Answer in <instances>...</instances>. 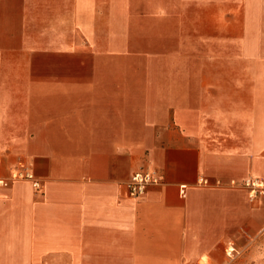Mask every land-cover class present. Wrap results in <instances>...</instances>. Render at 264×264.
I'll use <instances>...</instances> for the list:
<instances>
[{
	"label": "crops",
	"instance_id": "1",
	"mask_svg": "<svg viewBox=\"0 0 264 264\" xmlns=\"http://www.w3.org/2000/svg\"><path fill=\"white\" fill-rule=\"evenodd\" d=\"M18 165L40 188H0V264H264V0H0Z\"/></svg>",
	"mask_w": 264,
	"mask_h": 264
},
{
	"label": "built area",
	"instance_id": "2",
	"mask_svg": "<svg viewBox=\"0 0 264 264\" xmlns=\"http://www.w3.org/2000/svg\"><path fill=\"white\" fill-rule=\"evenodd\" d=\"M29 179L32 180V185L35 189L40 188L39 181L36 180L32 173H30L27 168L23 165H19L14 168L10 173L9 179L0 178V188H5L8 186L9 180H20ZM161 183L159 176L152 170H142L135 172L131 175L130 179L125 183V189L127 195L130 197H140L142 196L146 189L152 185H158ZM243 185L249 190V198H256L257 195L264 193V182L247 179L244 181ZM185 186H180V193L184 196ZM235 250L233 247H228L226 249L227 256H231Z\"/></svg>",
	"mask_w": 264,
	"mask_h": 264
},
{
	"label": "rangeland",
	"instance_id": "3",
	"mask_svg": "<svg viewBox=\"0 0 264 264\" xmlns=\"http://www.w3.org/2000/svg\"><path fill=\"white\" fill-rule=\"evenodd\" d=\"M18 166H19V165H18ZM18 166H17V167H18Z\"/></svg>",
	"mask_w": 264,
	"mask_h": 264
}]
</instances>
